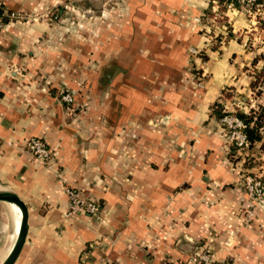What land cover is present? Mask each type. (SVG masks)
<instances>
[{
    "label": "crops",
    "instance_id": "1",
    "mask_svg": "<svg viewBox=\"0 0 264 264\" xmlns=\"http://www.w3.org/2000/svg\"><path fill=\"white\" fill-rule=\"evenodd\" d=\"M2 2L20 15L0 30V192L29 214L15 264H191L206 253L264 264V203L243 186L249 174L264 181V131L233 152L213 114L236 95L245 113L264 108L248 70L264 54L262 20L214 0H129L98 10L91 44L68 30L74 0ZM32 138L50 164L27 152ZM68 187L101 213L68 216ZM0 204L4 264L19 214Z\"/></svg>",
    "mask_w": 264,
    "mask_h": 264
},
{
    "label": "built area",
    "instance_id": "2",
    "mask_svg": "<svg viewBox=\"0 0 264 264\" xmlns=\"http://www.w3.org/2000/svg\"><path fill=\"white\" fill-rule=\"evenodd\" d=\"M229 8L240 9L245 15L251 17L254 21L264 20V0H227ZM20 19L16 12L9 11L5 8L0 0V30H2L10 21ZM236 99L225 100L221 97L218 102L223 107L225 116L219 119V123L224 128L228 142L231 146L237 148L238 152H248L251 149V142L245 132L247 125L235 115L239 103L233 102ZM61 101L67 113L72 114L76 103V95L72 92L65 91L62 94ZM26 150L41 164H50L53 154L48 145L40 138H32L26 144ZM243 186L247 195L260 205L264 203V181L258 175H246L243 178ZM66 195L69 200L68 216L88 215L98 216L102 207L95 200L85 199L72 189H66ZM255 215V209L252 208L246 214L251 219ZM191 264H213V255L206 253L195 256L190 259Z\"/></svg>",
    "mask_w": 264,
    "mask_h": 264
},
{
    "label": "rangeland",
    "instance_id": "3",
    "mask_svg": "<svg viewBox=\"0 0 264 264\" xmlns=\"http://www.w3.org/2000/svg\"><path fill=\"white\" fill-rule=\"evenodd\" d=\"M89 3L91 6V9L86 10V9H88V6H89L88 1L74 0L73 4L72 5L70 4V8L74 9V11H72L73 16L67 25H68V30L70 31V34H73L74 36L75 35H78V36L84 35V37L87 40H89L91 44L98 37V34H97L98 32H97V28H96L97 22L99 21V19L97 17L99 15L98 10L101 9V10H109L110 11V10H113L114 7H116V8L118 7L121 9H126L128 7L130 8L129 0H121V1H117V0H92ZM228 7H229V3H228ZM86 11H88V12H86ZM101 14L102 13H100V15ZM107 18H109V17H107ZM107 18L104 19L102 17V19H104V21L107 20ZM221 21L224 22L225 20H221ZM86 24H89L91 26L90 28H92V29H89V32H87V29L85 30ZM84 30H85V34L83 33ZM260 68H261V66H260ZM248 70H249V74H253L256 69L253 68V66H251L248 68ZM258 70H262V69H258ZM245 71H246V69H245ZM234 95H236V94H234ZM235 97H236V100H234L233 102L239 103V104H240V101L243 102V100L240 99L238 97V95H236ZM219 106H221V105H219ZM221 108H222V106H221ZM218 121H219V119H218ZM0 206H1V204H0Z\"/></svg>",
    "mask_w": 264,
    "mask_h": 264
},
{
    "label": "trees",
    "instance_id": "4",
    "mask_svg": "<svg viewBox=\"0 0 264 264\" xmlns=\"http://www.w3.org/2000/svg\"><path fill=\"white\" fill-rule=\"evenodd\" d=\"M214 1H217L220 4L221 9L223 11H225L226 8L228 7L227 0H214ZM261 27L262 29H264V20L261 22ZM259 60H264V54L257 56V58L252 64L253 68H255L256 70L254 71L253 75H251L253 77V80L250 84V88L257 97L261 95V88L263 87L264 84V67L262 68V70H258L256 68ZM213 114L218 119L224 117L225 113L223 107L221 108V106L216 104ZM235 115L239 117L247 125L245 132L252 144L251 148L256 143L262 142L263 131H264V108L262 107L250 108L248 113H245L240 108H237L235 111ZM232 147H233V152H236L237 148L234 146ZM262 148L264 149V144Z\"/></svg>",
    "mask_w": 264,
    "mask_h": 264
},
{
    "label": "water",
    "instance_id": "5",
    "mask_svg": "<svg viewBox=\"0 0 264 264\" xmlns=\"http://www.w3.org/2000/svg\"><path fill=\"white\" fill-rule=\"evenodd\" d=\"M0 203L17 206L21 210V228L18 240L4 264H15L24 247L29 230V214L26 204L14 193L0 192Z\"/></svg>",
    "mask_w": 264,
    "mask_h": 264
},
{
    "label": "bare ground",
    "instance_id": "6",
    "mask_svg": "<svg viewBox=\"0 0 264 264\" xmlns=\"http://www.w3.org/2000/svg\"><path fill=\"white\" fill-rule=\"evenodd\" d=\"M12 206L15 208L17 214H19V228H18L19 231H18V235H17V239H16V242H17L18 237H19V233H20V228H21V210L15 205H12ZM16 242H15V244H16Z\"/></svg>",
    "mask_w": 264,
    "mask_h": 264
}]
</instances>
